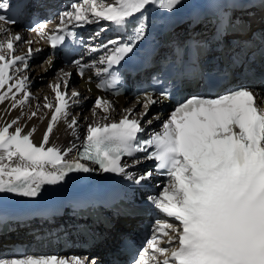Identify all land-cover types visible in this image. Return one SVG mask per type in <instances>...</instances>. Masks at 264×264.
<instances>
[{
  "label": "snow or ice",
  "instance_id": "6c2138e0",
  "mask_svg": "<svg viewBox=\"0 0 264 264\" xmlns=\"http://www.w3.org/2000/svg\"><path fill=\"white\" fill-rule=\"evenodd\" d=\"M181 0H82L71 5V11L62 13L56 34L46 35L44 24H37L31 32L46 38L53 49L64 44L66 36L76 37L72 28L108 21L124 27L137 13H144L149 5L171 11ZM8 4L0 2V9ZM146 19V17H145ZM17 21L0 15V103L13 100V107L23 106L31 96L29 77L16 75L29 68L28 60L34 51L15 54V44L23 37L10 32L4 25ZM146 25L141 23L131 39L133 43L116 47L111 55L101 58L108 69L118 65L133 51L134 43L143 38ZM30 45L32 41H27ZM111 43H116L111 41ZM93 48L91 51L95 52ZM50 62V61H49ZM83 76L85 65L74 62ZM71 73L64 72L61 82L51 85L56 104L44 107L52 111L51 120L39 144L21 127L18 121L0 127V193L36 198L44 185L62 183L70 173H91L96 169L81 160L98 165L105 173L123 175L136 184L150 180L152 171L135 177L127 171L131 166L121 163L124 157H136L132 165L142 160L156 161V171L168 177V182L151 203L164 219H157L154 235L140 254L137 264H264V95L247 86H241L216 98L192 97L180 103L161 125L142 138L143 124L151 125L154 118L143 120L148 110L160 101L152 94L143 97L140 118L131 109L119 121L95 123L87 128L83 152L75 161L65 157L71 148L49 147V139L56 125L64 120L75 129L77 120L68 121L70 101L67 92ZM116 79L97 84L98 88H114ZM22 98L16 102V95ZM73 91L71 97H79ZM47 99V98H46ZM95 108L105 113L113 110L109 101L98 98ZM37 113L33 112L32 116ZM95 115V113H94ZM11 129V130H10ZM0 264H69L57 256L24 255L0 260ZM70 264H95L73 257Z\"/></svg>",
  "mask_w": 264,
  "mask_h": 264
},
{
  "label": "bare ground",
  "instance_id": "6f19581e",
  "mask_svg": "<svg viewBox=\"0 0 264 264\" xmlns=\"http://www.w3.org/2000/svg\"><path fill=\"white\" fill-rule=\"evenodd\" d=\"M107 2L112 3L114 2V0H107ZM71 10L72 8L70 7L69 11ZM246 15L248 16L247 17L248 20L253 22L256 20L255 23L258 22L257 11H249L248 13H246ZM61 17L57 18L55 26L61 25ZM85 25H95L96 27H99V31H97L99 33L95 34L96 43L102 42V40L105 38L113 39L111 34L113 33L114 30L108 26L106 21L100 20L99 22L85 24ZM4 26L8 27L11 33L19 34L23 37L21 41H18L15 44L16 55H21V56L25 55L28 51V48L31 47L34 50L36 49L40 50V51H34L33 55L39 53L41 58L45 56L46 59L44 60L43 64H39L37 63L38 59L36 60L35 59L36 57L33 56V58L31 57L28 60L29 68L26 72L22 70L19 74H16L14 72L10 73L13 75V80H11L10 83L13 84L15 83L16 75L23 76L26 74L29 77L28 91L31 93V96L29 101L26 104H24L22 107L21 106L13 107V100L10 98L5 99L3 103H0V127L5 126L6 124H11L13 121H18L16 125H13V128L17 126L21 127L24 131V134H27L32 129H35L32 139L34 143L39 144L42 140V137L47 129V126L53 114L52 111L44 107V104L49 102L53 103L54 105L56 104L55 93L52 91L51 85H53L54 83L61 82L60 79L58 78L62 77L64 72L71 73V77L68 80L67 92L69 93L68 98L70 99V101L75 100V103H72L69 109L70 116L68 118V121L70 122L71 119L75 118L78 123L76 128L72 129L68 127V122L61 120L54 128L53 133L49 139L48 146L49 147L55 146L61 149V151H65L71 148L72 150L65 157L67 161L71 162L78 159L80 150L82 149V147L86 142L87 128L89 125L95 123H111L113 121H119V119H121L125 115L126 109H131L134 114V117L140 118L139 114L142 111L143 97L140 99V101L138 100L129 101L124 98H119L117 100V104L115 102L113 103L107 96L103 95L102 93H100L95 89L93 81L89 82L90 79L91 80L96 79L97 74H99L98 69L94 71H88L84 76L77 75L78 77H76L75 79L74 74L75 73L77 74L76 67L73 65L69 67L61 66L58 60L48 56L46 53V49L48 48V46L46 45L45 42H41L39 40V36H40L39 34L38 36L29 35L26 32L19 30L15 27L8 25L7 26L4 25ZM205 28H209V24H206ZM108 31H110L111 33H108ZM29 40L32 41L30 45L27 43V41ZM100 60L101 58L98 59V61ZM52 66L55 67L59 66L58 73L54 76L52 75V73H50L51 69L53 68ZM35 82H41L42 85H40L38 89H36L37 86L33 85ZM45 82L47 83L46 85H44ZM258 84L259 83H253L251 87H253L254 89H259L257 88ZM6 90H7V85L5 86L4 89L0 90V94H2ZM73 91L80 93V96L76 98L71 97V92ZM13 94L16 95V102L18 104V101L22 98L23 94L16 93L15 89H13V93L9 94V97ZM93 98H95L96 100L98 98H103L104 100H107L111 103L113 110L108 114V120H104L103 117L105 113H103L100 109H96V108L93 110L95 115L89 116L88 118L82 115L79 116L80 108L78 106L85 100L88 99L92 100ZM153 106L148 110L147 116H144L142 118V124H143V120H147L149 118H154V117L155 119H153V123L151 125L143 124V127L155 129L157 128V125L163 120V115H159L158 113L152 115L153 110L157 108V106L155 107ZM33 112L37 113V115L34 117L32 116ZM128 164L131 166L127 169V171L131 173L134 176V178L143 174L145 171H148L146 169L148 166L140 167V166H134L132 165V163H128ZM127 180L134 181V179L131 180L127 179ZM160 182L161 179L159 183ZM146 183L152 185L154 184V188L156 191L150 195L151 197H157L158 195H160L163 191V188L167 184L164 183L163 185H161L160 188H157L156 185L158 184L157 182H155L153 178L147 180ZM144 195L148 196V192H146ZM133 199L135 200V198ZM159 214H160V219H164L163 214L161 213ZM147 217L148 215H141L139 217H135L134 219L140 218V220H142L141 218L146 219ZM66 218L69 219V216H66ZM127 222L130 224L131 219L130 218L127 219ZM153 227L156 228V223H154ZM61 229H63V227L62 226L57 227L56 222L40 221L38 222V224L26 223L23 226L18 225L17 230L13 235L18 238L19 240L18 242L29 244L28 246L31 247L32 245H34L35 242H37L39 237L48 234H53L54 237L58 236L57 231ZM118 229L123 230V232L132 231V229H130V226L128 229H124L122 226H119ZM72 241L74 242L75 239H72ZM5 243L8 244L15 243V241L12 242L8 239L6 240ZM39 252L40 251H37L35 255L39 256L38 255ZM66 252H68L70 254V257L72 258L80 254V253L79 254L72 253V247H69ZM64 256L66 255L64 254L61 255V257Z\"/></svg>",
  "mask_w": 264,
  "mask_h": 264
},
{
  "label": "rangeland",
  "instance_id": "374dc122",
  "mask_svg": "<svg viewBox=\"0 0 264 264\" xmlns=\"http://www.w3.org/2000/svg\"><path fill=\"white\" fill-rule=\"evenodd\" d=\"M81 2H82V1H81ZM81 2H79V3H81ZM35 59H38L37 63H39V64H43V62H44V60L41 61L42 58H41L40 56L36 57ZM58 70H59V66H56V69L52 68L51 71H50V73H52V75L54 76V75H56V74L58 73ZM50 73H49V74H50ZM74 77H75V79H76V77H78L76 73L74 74ZM46 84H47V83L45 82L44 85H46ZM33 85L37 86L36 89H38V87H39L40 85H42V83H41V82H35ZM33 87H34V86H33ZM257 88L261 89V84H258V85H257ZM95 101H96V99L93 98L92 100H89V99H88V100H85L84 102H82V103L78 106V107L80 108L79 116L82 115V116H85V117L88 118L89 116L94 115L93 110L95 109ZM78 107H77V108H78ZM156 113H157V110H153L152 115H154V114H156ZM159 124H160V123H159ZM159 124H158V125H159ZM158 125H157V126H158ZM152 166H153V165L148 166V167H147V170L151 169ZM163 182H164V180H162V183L160 182V185H163ZM153 186H154V184H153ZM156 187H157V188H160L161 186L156 185ZM151 194H152V193H149L148 195H151ZM148 219L151 220V219H152V216H149ZM116 226L119 227L120 225L117 224ZM41 253H42V251L40 252V254H41ZM72 253L76 254V253H78V251H76V250L73 248ZM89 253H90V252H87V254H89Z\"/></svg>",
  "mask_w": 264,
  "mask_h": 264
}]
</instances>
